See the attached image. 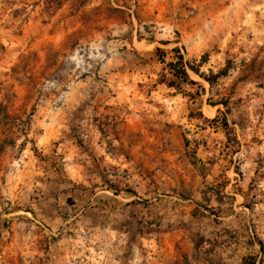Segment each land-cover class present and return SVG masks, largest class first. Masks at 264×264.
<instances>
[{
  "label": "rangeland",
  "instance_id": "1",
  "mask_svg": "<svg viewBox=\"0 0 264 264\" xmlns=\"http://www.w3.org/2000/svg\"><path fill=\"white\" fill-rule=\"evenodd\" d=\"M174 49L211 81L188 69L194 84L163 83ZM225 80H264V0H0V264L144 260V212L114 194L144 207L146 176L197 173L211 189L225 175L185 119L220 105L192 125L230 134Z\"/></svg>",
  "mask_w": 264,
  "mask_h": 264
},
{
  "label": "crops",
  "instance_id": "2",
  "mask_svg": "<svg viewBox=\"0 0 264 264\" xmlns=\"http://www.w3.org/2000/svg\"><path fill=\"white\" fill-rule=\"evenodd\" d=\"M225 87L229 100L237 101L226 115L230 134L219 125L205 124L197 130L192 125L206 120V111L212 112L208 120L223 114L220 105H202L198 111L203 118L185 117L193 133L203 134L211 150L218 153L219 163L231 166L221 179L219 174L214 176L211 189L204 187V178L197 173H160L144 179V207L135 204L131 193L114 194L122 201L119 211L143 210L144 224L151 229L145 238L150 252L138 264H264V80H225ZM230 137L236 138L235 146ZM125 144L130 147L129 142ZM237 158L238 178L233 172ZM34 173L44 178L40 183L44 188L56 189L58 183L49 181L55 173L48 167H38ZM131 182L129 178L120 184ZM206 197L210 198L208 206L201 202Z\"/></svg>",
  "mask_w": 264,
  "mask_h": 264
},
{
  "label": "trees",
  "instance_id": "3",
  "mask_svg": "<svg viewBox=\"0 0 264 264\" xmlns=\"http://www.w3.org/2000/svg\"><path fill=\"white\" fill-rule=\"evenodd\" d=\"M176 52V61L170 62L168 64V71L170 74H172L173 79L169 80H161L163 83H166L169 87H174V88H179L180 83H191L194 84L193 81L190 80L189 74H188V69L191 71L195 72L196 74H199L200 76L204 77L207 81H211L210 78L207 76L203 75V73L200 72L199 68L191 65L189 62H185L184 57L179 54V50L174 49ZM162 50L160 48H157V54L159 55L160 59L162 62H165L162 58ZM207 61L206 58L202 60L201 63H205ZM229 72V68L226 67L223 70H221L218 74L215 75V78H220L221 76L227 75ZM166 81V82H165ZM224 105H226V102H223ZM224 125H227V123H224Z\"/></svg>",
  "mask_w": 264,
  "mask_h": 264
}]
</instances>
